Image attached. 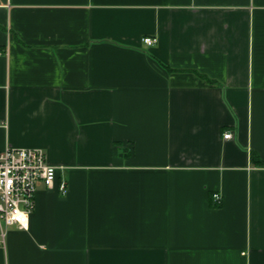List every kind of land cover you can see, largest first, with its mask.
Returning <instances> with one entry per match:
<instances>
[{
	"label": "crops",
	"instance_id": "crops-1",
	"mask_svg": "<svg viewBox=\"0 0 264 264\" xmlns=\"http://www.w3.org/2000/svg\"><path fill=\"white\" fill-rule=\"evenodd\" d=\"M6 146L56 176L0 264H264V0H0Z\"/></svg>",
	"mask_w": 264,
	"mask_h": 264
},
{
	"label": "built area",
	"instance_id": "built-area-1",
	"mask_svg": "<svg viewBox=\"0 0 264 264\" xmlns=\"http://www.w3.org/2000/svg\"><path fill=\"white\" fill-rule=\"evenodd\" d=\"M146 45H153L155 37L143 38ZM232 136L230 131L223 133L224 138ZM56 167L46 160L45 152L40 147L6 146L0 150V235L4 239L6 228L16 226L26 229L29 216L34 208L37 184L46 188L54 186ZM59 190L66 191V184L61 181ZM217 200L218 194H213Z\"/></svg>",
	"mask_w": 264,
	"mask_h": 264
}]
</instances>
